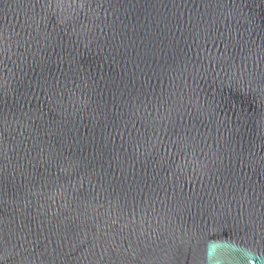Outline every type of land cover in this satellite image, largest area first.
<instances>
[{
	"label": "water",
	"instance_id": "1",
	"mask_svg": "<svg viewBox=\"0 0 264 264\" xmlns=\"http://www.w3.org/2000/svg\"><path fill=\"white\" fill-rule=\"evenodd\" d=\"M0 264H264V0H0Z\"/></svg>",
	"mask_w": 264,
	"mask_h": 264
}]
</instances>
